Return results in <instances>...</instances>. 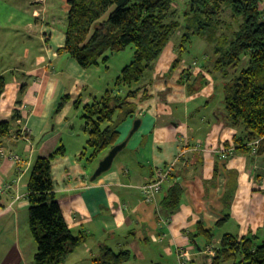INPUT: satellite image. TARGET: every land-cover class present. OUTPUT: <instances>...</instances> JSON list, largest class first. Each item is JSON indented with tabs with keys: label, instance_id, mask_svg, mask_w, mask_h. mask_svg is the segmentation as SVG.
<instances>
[{
	"label": "crops",
	"instance_id": "crops-1",
	"mask_svg": "<svg viewBox=\"0 0 264 264\" xmlns=\"http://www.w3.org/2000/svg\"><path fill=\"white\" fill-rule=\"evenodd\" d=\"M57 6L54 0H0V75L7 79L0 96V121L12 125L10 135L0 139V264H34L37 242L29 223L28 182L35 160L60 145L66 153L52 162L55 191L72 231L88 234L64 264H95L105 245L131 250L133 258L126 264H211L213 255L204 251L205 236L195 238L203 249L191 239L199 223L214 230V247L225 233L241 239L263 229L264 154L219 156L221 147H234L239 130L223 119V101L213 102L219 89L224 93L223 77L213 74L218 81L213 86L205 76L191 93L187 85L195 82L205 64L189 51L172 69L183 27L157 60L146 88L130 99L136 110L119 125L117 143L141 118L139 129L112 168L92 180L110 149L89 162L88 136L75 128L83 106L109 87H97L92 68L59 51L65 44L67 15L59 16ZM193 48L212 50V45L202 38ZM16 155L22 160H15ZM169 167L162 190L154 201H147L142 187L156 180L157 170ZM229 169L238 170L239 177L227 211L223 196ZM174 174L184 194L179 209L169 214L160 201L175 181ZM227 213L229 219L217 227ZM182 248L191 253L188 258L181 257Z\"/></svg>",
	"mask_w": 264,
	"mask_h": 264
},
{
	"label": "trees",
	"instance_id": "trees-1",
	"mask_svg": "<svg viewBox=\"0 0 264 264\" xmlns=\"http://www.w3.org/2000/svg\"><path fill=\"white\" fill-rule=\"evenodd\" d=\"M180 2V3H179ZM264 0H63L67 11L65 44L60 52L68 53L84 68L107 64L114 53L134 46V60L116 78L113 88L83 106L82 118L88 133V161L94 162L112 148L119 139L118 127L136 110L130 99L136 98L150 82V72L174 32H184L177 46L178 57L172 69L191 51L196 36L212 45L213 69L224 81L223 119L238 128L234 138L235 153L253 156L264 154ZM175 4L181 5L177 8ZM232 10V21L223 18V10ZM244 63H246L244 65ZM203 69L195 82L188 84L194 93L203 81ZM7 79L0 75V96ZM146 95V94H145ZM68 94L59 103L62 109ZM82 99L75 105L79 107ZM18 115H15L17 117ZM11 121H0V139L11 132ZM259 141L253 153L252 143ZM228 148V147H227ZM60 145L48 156H39L31 169L28 182L29 223L37 242L34 264H64L88 238L86 232L75 234L67 223L55 191L52 162L65 155ZM221 157V154H219ZM201 161L203 158H201ZM226 159V158H225ZM160 201L161 209L169 214L181 205L184 186L178 175ZM216 177V172H215ZM239 172L228 170L227 190L223 202L231 207L238 187ZM224 220L216 223L223 225ZM197 235L205 236V244H212L215 232L198 224ZM200 247L203 246L197 242ZM133 258L131 250L116 251L105 245L95 264H126ZM211 264H264V228L250 231L239 239L225 233L215 246Z\"/></svg>",
	"mask_w": 264,
	"mask_h": 264
},
{
	"label": "rangeland",
	"instance_id": "rangeland-1",
	"mask_svg": "<svg viewBox=\"0 0 264 264\" xmlns=\"http://www.w3.org/2000/svg\"><path fill=\"white\" fill-rule=\"evenodd\" d=\"M54 3H57V12L58 15H63L66 17L67 15V11L65 10L64 6H63V0H54ZM180 3V2H179ZM175 6L177 8H180L181 5H176ZM223 18L225 20L228 21H232V12L231 9L229 7H226L223 10ZM173 39L176 40L179 36L177 31L173 33L172 35ZM200 39H202V37L196 36L193 39V43L191 46V53L189 54V56H196L199 57L201 59V62H203L202 68H203V72L204 75L206 76L207 81L211 82V84L214 86L215 82H218L215 79V74H217L216 72L213 73V71H211L213 69V60L210 59V56L212 57V52L210 50V48H206V49H200V48H193L195 46V43L197 41H199ZM134 55H135V48L134 46H130L128 47L125 51L119 52V53H115L114 55H112L110 57V60L107 64L101 63L99 66H94L92 67V71H93V83L95 85H97V87H103L104 85L108 84V87L113 88L116 78L121 74L123 68L130 64L133 60H134ZM213 58V57H212ZM200 62V61H198ZM2 63V57L0 59V66ZM246 63H244L245 65ZM198 68H200L199 65H197ZM214 74V75H213ZM214 80V81H213ZM224 81V79H223ZM224 98V93L222 91V89H219V91H217L216 96H214L213 98V102L216 104L218 103V101H223ZM222 104V102H220ZM218 105V104H217ZM224 105V103H223ZM82 113L83 110L81 111V113L79 114V117L77 119V126L75 128V131L82 133V136H88V133L85 130V121L82 118ZM69 130V129H68ZM87 134V135H86ZM86 144V143H85ZM84 144V145H85ZM87 146V144L85 145ZM201 243V242H200Z\"/></svg>",
	"mask_w": 264,
	"mask_h": 264
},
{
	"label": "built area",
	"instance_id": "built-area-1",
	"mask_svg": "<svg viewBox=\"0 0 264 264\" xmlns=\"http://www.w3.org/2000/svg\"><path fill=\"white\" fill-rule=\"evenodd\" d=\"M258 144L259 141L257 140L256 142L252 143L251 145L253 146V153H256L258 150ZM234 147H221L218 152L219 154H221L222 158H227L230 152H233ZM14 159L17 161L22 160V158L19 155L14 156ZM171 168H161L159 170H157V177L156 180L146 184L142 187V193L144 195V198L147 201H154L157 194L162 190V186L163 183L169 178L170 172H171ZM206 253L210 254V255H214L215 254V247L212 245H208L205 250ZM180 255L181 257L184 258H188L191 253L189 252V250L187 249H181L180 250Z\"/></svg>",
	"mask_w": 264,
	"mask_h": 264
},
{
	"label": "water",
	"instance_id": "water-1",
	"mask_svg": "<svg viewBox=\"0 0 264 264\" xmlns=\"http://www.w3.org/2000/svg\"><path fill=\"white\" fill-rule=\"evenodd\" d=\"M142 119L138 118L134 122V127L132 128L129 136L122 142H119L115 144L108 153L100 160L97 168L95 169L93 175H92V180H96L98 177H100L102 174L105 172L109 171L118 156V154L127 146L130 138L133 136V134L139 129L141 125ZM74 128V124L71 125V130Z\"/></svg>",
	"mask_w": 264,
	"mask_h": 264
}]
</instances>
